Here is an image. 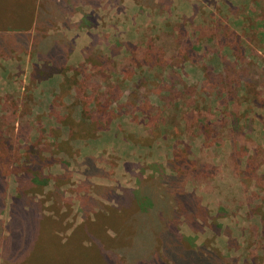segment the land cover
Here are the masks:
<instances>
[{"label": "rangeland", "instance_id": "obj_1", "mask_svg": "<svg viewBox=\"0 0 264 264\" xmlns=\"http://www.w3.org/2000/svg\"><path fill=\"white\" fill-rule=\"evenodd\" d=\"M209 1L80 0L71 10L61 7L62 19L50 27L49 35L46 28L39 36L31 31L29 49L13 42L1 47L0 128L4 139L0 154L9 158L8 162L11 159V164L20 157L26 161L29 146H37L51 162L43 174L55 179H42L43 192L31 196L34 210L39 211L37 216L52 226L41 218L22 219L23 243L30 244L28 249L27 244L21 247V238H16L14 257L19 261L110 264L102 253L113 257L125 244L122 238L131 239L152 221L151 216L144 220L138 217L133 226L137 216L150 213V202L145 200L144 210H138L134 193L141 198V193L151 190L152 204L165 202L173 208L172 200L179 189L200 200L208 213L206 225L197 222L203 227L200 233L189 227L191 217H172L179 237L198 248L205 246L227 264H262V224L255 208L264 207V191L255 188L252 180L241 183L242 176L243 180L246 177L240 173L246 168L247 155L251 158L254 151L262 153L259 160L264 162V111L242 99L234 106L219 104L222 93L231 90L213 89L207 85L205 74L213 57L222 51L217 43L204 47L209 41L214 43L201 36L200 27L210 35L217 20H223L246 41L248 57L263 66L264 13L244 9L253 8L252 0ZM31 5V0H0V24L15 23L24 12L30 13ZM181 24L186 25L182 38ZM18 30L25 27L0 29V35L25 34ZM47 36L57 41V53L63 54L70 71L66 77L55 75L32 85L33 67L43 65L33 48L39 45L48 49ZM154 38H164L162 64L146 66L147 52L158 50L147 44ZM174 43L180 46L178 50ZM189 45L195 51L186 59ZM224 54L229 56L226 51ZM94 56L107 63L92 68ZM222 64L214 76L218 84L220 74L228 81L235 77ZM97 100L102 102L100 107ZM91 117L93 122L87 120ZM109 117L113 121L108 129L89 138L86 133L92 127L105 126ZM228 120L240 121L234 146L226 138L230 133H224ZM206 121L213 124L210 141L201 130ZM176 151L182 153L185 162L181 176L169 165H174ZM8 168L4 179L7 204L0 208L4 238L11 237L8 229H12L11 207L17 188L15 168ZM262 174L264 165L260 174L248 175L260 178ZM169 222L170 213L163 224ZM52 229L56 242L48 238ZM142 244L145 246L146 241ZM5 261L4 257L0 264Z\"/></svg>", "mask_w": 264, "mask_h": 264}, {"label": "trees", "instance_id": "obj_2", "mask_svg": "<svg viewBox=\"0 0 264 264\" xmlns=\"http://www.w3.org/2000/svg\"><path fill=\"white\" fill-rule=\"evenodd\" d=\"M80 0H60L62 4H59V0H31L32 5L30 6V13L24 14L17 18L15 23H2L0 24L1 30H6L10 28H19L25 27V30H18V33L25 32V34L21 35H14L11 37H6L4 35H0V50L4 44H9L10 42L19 45L23 49H29V39L28 36L31 35V31L34 35L39 36L41 34V29L46 28L48 31L45 32L46 35H49L50 27L53 26L55 21L61 20V7H65L66 9L71 10L72 7ZM86 1H94L97 0H86ZM202 3L208 4L209 0H201ZM252 6H249L246 9L247 11L250 10H258L260 9L262 13H264V0H252ZM223 2V1H222ZM83 3H85L83 1ZM87 4V3H85ZM229 8H232V5L229 3L227 5ZM186 25L181 24L179 27V36L182 38L184 36ZM204 27H200V34L202 33L207 40L213 41L208 42L204 47L208 49L209 47H214L217 43L218 48L223 52L226 51V54L229 56H225L222 52L219 55H215L209 64V73L205 74V79L208 81L206 82L207 85L209 84L210 87L213 89L216 88L218 90H222V87L231 90L230 92H224L221 95L219 104H224L226 107H229L231 104L234 106V103L240 101L241 99L246 103L249 104L252 108L264 111V65H260L256 63L254 60L248 57V46L246 41L241 40V36L237 35L236 33L232 32L230 27L227 26L223 20H217L215 26L213 25L211 29V34L207 35L206 31L203 30ZM262 29H264L262 27ZM36 37V36H34ZM51 36H47L46 40L48 39V49H42L41 46H35L33 49L37 53V57L39 58V62L42 63V66L35 65L33 67L32 75H31V82L32 85L37 84L40 80L45 81L52 78L55 75H63L64 77L67 76L70 69L67 68L65 62L62 60V53H57L58 48L56 49L57 41L53 40ZM164 38H154L151 39L147 44L150 47H154L158 50L156 51H149L147 53L150 54L149 58H144V64L146 66H150V64H155V66H161L163 53L160 51V48H164V44L161 45V40ZM45 40V42H46ZM175 44V50H178L180 46ZM195 46V43H194ZM203 47V48H204ZM31 48V45H30ZM56 49V50H55ZM195 51V47L193 45H189L187 48L185 57H189ZM52 53V54H51ZM116 53V52H115ZM231 62H229L228 60ZM252 57V56H251ZM2 58L0 57V61ZM92 68H98L101 65H105L107 62L104 61V58L100 56L93 57ZM264 60V55L262 57ZM223 61V68L225 71L229 70L233 77L232 80H226V76L224 74H220L221 84H218V78L214 80L215 72H218L219 67L221 66V62ZM90 63L89 60H87ZM223 84V85H222ZM96 104V102H94ZM102 102L97 100V106L100 107ZM216 107L220 106L218 104V100L215 102ZM3 105V100L0 98V107ZM96 115L99 112L95 113ZM102 118L105 119V115L101 112L100 113ZM86 119V118H85ZM229 119H231L229 117ZM87 120L94 121V117L88 118ZM98 121V120H96ZM112 118L109 117L105 126H95L92 127L91 131L87 132L89 138L102 133L108 129V127L112 123ZM230 121L226 124V128L224 133L230 135H226V138L230 140L232 145L237 144L236 134L240 131V121L228 120ZM198 123V121H196ZM213 124L212 122L207 123L205 122L204 125L201 126L202 134L205 137L206 141H210V134L212 135L213 131ZM224 129V127H223ZM233 136H232V135ZM238 137V136H237ZM1 139H4V133L0 128V142ZM10 146V145H9ZM37 146H29L28 152L30 156L27 157L26 161H24V157H17L15 162L10 161L8 162L9 158H4L0 154V208L3 207L5 209L7 204V191L8 187L5 185L4 182L6 172L8 171L9 165H13L15 168L16 181H17V188H16V198L13 200V206L11 207L12 217H13V224H11L12 229H8V233L10 231V236L8 238H4V231L3 224L0 225V260L5 257L6 264H33L29 261L21 259L19 261L17 258L14 257V246L18 243L15 241L16 238L20 237L22 241V246H26L28 249L29 241L23 243V227H22V219L25 220L26 216L32 217L34 220H38L41 218L37 216L39 211L32 206L33 203L31 202V196H35L41 194L43 192V184H41V180H52V176H45L43 174L44 168H46L51 162L47 161L44 156L42 155L43 152L36 149ZM1 150V148H0ZM181 152L176 151L174 154V165H170L172 171L176 174L181 173V167L185 165L184 161L181 158ZM191 155L188 153V156ZM6 156L10 157V155ZM262 156L261 152L254 151L253 156L250 158L247 155L246 168L243 174L246 180L242 182L246 183L248 180H252L255 182V188L264 191V174L260 178H255L253 176H249L248 174H260L261 169L264 165V162L261 163L259 160ZM13 159V158H12ZM187 162V161H186ZM8 163V164H7ZM49 163V164H48ZM48 164V165H47ZM188 168H190L189 163ZM8 167H7V166ZM47 165V166H46ZM241 162H239V167H241ZM178 167V168H177ZM241 169V168H239ZM188 172V171H187ZM180 175V174H179ZM181 176V175H180ZM249 176V177H247ZM180 178H173V181H176ZM241 179V176H240ZM58 181V180H57ZM179 182V181H178ZM174 184H171L173 187ZM136 196V203L138 210H144L146 204H144V200L147 201V206L150 207V213L145 216H137L136 220L133 222V226L136 227L137 219H148L150 216L152 217V221L148 222L143 228H139L134 234V236L130 239L122 238L124 241V245L122 247H118L116 254H112L109 256L107 253H102L107 259L110 264H227L225 259L222 258L219 254L215 252H208L205 246L200 248L194 246L193 244L185 241L183 238L179 237V230L175 228L173 224V219L176 218L177 215L181 216L182 218H189L191 217L192 225L189 227L192 229L194 233H200L203 231V227L201 228L197 222L201 221L203 225H206L208 221V213L206 208H203L201 205V201L194 198L193 195L186 194L184 192H180L177 189V193L174 195L172 203L173 208L170 204L165 202H158V204H152L150 199H153V193L150 191H144L140 194L138 192L134 193ZM150 198V199H149ZM3 199V205L1 204V200ZM261 200V198H259ZM31 206L27 208L28 205ZM27 208V209H26ZM263 206H258L256 209V216H258L261 220L262 224V232H261V239L264 241V211ZM171 211V212H170ZM171 215V222L163 224L165 218L168 219V215ZM43 222L52 223L48 221L46 218H41ZM143 219V220H144ZM132 222V218L129 220ZM36 224V223H35ZM190 224V223H189ZM9 226V228H10ZM124 228V227H123ZM120 235L124 237V231L120 229ZM3 233V234H2ZM141 234H144L146 238H139ZM52 236V238H51ZM48 238L51 241H57V239L53 236V229L52 232H48ZM118 240V239H117ZM130 240V241H127ZM31 241V240H30ZM143 241H146V245L142 244ZM121 246V245H119ZM101 253V252H100ZM14 259V260H13ZM261 263L264 264V259H261ZM252 264H256L252 261Z\"/></svg>", "mask_w": 264, "mask_h": 264}]
</instances>
